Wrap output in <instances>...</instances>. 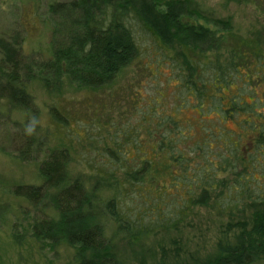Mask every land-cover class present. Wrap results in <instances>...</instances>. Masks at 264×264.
Masks as SVG:
<instances>
[{
	"label": "trees",
	"instance_id": "16d2710c",
	"mask_svg": "<svg viewBox=\"0 0 264 264\" xmlns=\"http://www.w3.org/2000/svg\"><path fill=\"white\" fill-rule=\"evenodd\" d=\"M47 12L53 23L47 61L24 63L18 34L0 36V104L7 110L31 109L26 82L36 74L52 91L64 78L97 88L128 65L154 74L166 60L174 83L165 107L158 97L139 106L143 96L133 94L135 119L126 135L105 139L107 155L98 164L88 151L89 181L71 177L72 145L59 142L41 161L39 185L13 186L35 207L53 211L33 221V235L76 247L73 264H120L116 238L132 244L159 228L178 230L191 222L195 207L209 206L227 215L216 252L166 260L162 250L152 264L262 259L264 167L258 178L254 164L264 162V50L258 39L236 35L222 19L212 23L224 30L199 21L205 16L189 0H67L49 3ZM137 29L148 33L159 59L142 62L147 48L141 49ZM235 78L248 86L249 100ZM52 108L53 121L66 127L68 117ZM33 119L22 126L23 159L51 135L48 126L37 138Z\"/></svg>",
	"mask_w": 264,
	"mask_h": 264
},
{
	"label": "rangeland",
	"instance_id": "374dc122",
	"mask_svg": "<svg viewBox=\"0 0 264 264\" xmlns=\"http://www.w3.org/2000/svg\"><path fill=\"white\" fill-rule=\"evenodd\" d=\"M56 1L67 0H0V36L10 37L14 32L18 34L24 63L32 65L52 57L50 33L53 23L47 7ZM189 1L205 16V19L199 18V21L215 26L218 30L224 29L213 24V19L228 21L232 32L240 37L257 38L264 50V0ZM137 30L141 49L147 48L142 52V62L157 57L159 59L160 56L152 51L153 40L148 33ZM157 68V73L150 74L141 72L137 65H128L117 73L113 81L97 88L80 87L64 78L59 91L45 88L36 74V77L26 82L34 100L31 109L7 110L0 104V264L75 262L76 247L65 241H42L33 235V221L53 215L51 208L47 205L43 209L35 207L27 198L16 195L13 186L39 185L42 180L41 161L59 142L72 145L69 165L71 177L80 175L89 181L90 173L84 163L88 151L96 157L94 162L98 164L107 155L103 151L105 139L126 135L127 127L130 128L135 119L130 102L136 91L143 96L139 106L147 107L149 99L156 97L162 107L171 105L168 91L174 82L168 79V74L172 71V65L164 60ZM235 80L242 85L240 92L244 95L249 92L247 85H243L240 79ZM158 91L162 95L157 94ZM245 98L250 99L248 94ZM52 106L68 117L69 124L66 127L61 128L53 121ZM29 117H34L37 138L47 133L48 126L51 135L49 140L46 138L47 144L40 148L32 146L28 151L30 158L23 159L18 150L25 149V144L21 143L25 136H22L21 131ZM254 164L257 166L255 176L260 178L264 162ZM193 212L191 222L178 230L163 231L159 228L153 235L132 244L116 238L114 246L120 264H152L161 260L162 250H166V260H174L176 257L187 260L189 256L207 257L215 253L227 215H217L209 206L195 207ZM111 230L110 227L107 232L109 235ZM175 240L180 250L175 247ZM251 264H264V257Z\"/></svg>",
	"mask_w": 264,
	"mask_h": 264
}]
</instances>
